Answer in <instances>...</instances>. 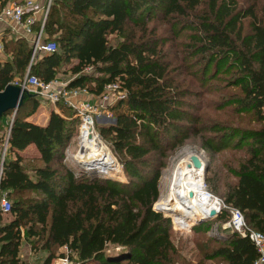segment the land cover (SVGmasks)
Returning <instances> with one entry per match:
<instances>
[{"label": "trees", "instance_id": "trees-1", "mask_svg": "<svg viewBox=\"0 0 264 264\" xmlns=\"http://www.w3.org/2000/svg\"><path fill=\"white\" fill-rule=\"evenodd\" d=\"M44 33L58 51L34 59L26 38H4L11 59L0 63V92L20 84L29 69L51 83L69 67L76 78L67 90L86 88L94 97L120 82L128 97L110 107L115 124L98 131L128 182L64 163L81 120L60 103L66 118L52 112L45 127L29 123L39 104L26 95L8 153L33 144L42 166L29 172L21 160L6 158L0 194L12 203L14 219L0 225V264H25V237L34 254L48 253L45 264L62 247L80 264H188L172 239L171 220L153 207L164 158L195 137L213 159L205 164L208 191L264 234V0H52ZM88 68L94 75L83 74ZM156 209L175 210L162 199ZM228 219L223 212L194 233H209ZM200 246L208 262L254 264L258 258L251 240L238 233Z\"/></svg>", "mask_w": 264, "mask_h": 264}, {"label": "built area", "instance_id": "built-area-1", "mask_svg": "<svg viewBox=\"0 0 264 264\" xmlns=\"http://www.w3.org/2000/svg\"><path fill=\"white\" fill-rule=\"evenodd\" d=\"M51 4L52 0H48L47 6L44 8L43 17L41 19L42 25L39 32H35L33 28V26L37 23L36 15L42 9L36 0L11 1L10 5L5 6L0 12V25L11 21L23 38L27 39L28 36L32 37L31 40H27L33 46V59L37 54L44 53L46 55H52L58 51V45L55 41L44 42V39L46 38L44 27ZM4 53L5 43L3 37L0 36V61L2 60ZM86 70L92 69L88 68ZM14 85L22 86L30 93L33 92L34 94L46 99L49 103L54 105H57L62 99L64 101H68L73 97L77 98L82 94H89L86 88H79L71 91L67 90V87L59 85L56 80L51 83H44L36 76L31 75L30 69L27 71L25 79L20 84L15 82ZM127 97V90L123 88L120 82H115L108 85L105 88L104 93L98 97L96 101H79L73 105V107L76 109L77 117L81 120L77 131L79 141L78 148L75 153L71 152L70 146L67 148L65 152L66 162L73 165H78L80 170H83L88 174L97 173L96 171L89 168V162H87L89 158L87 156H85L82 160H79L76 156L82 150V144L85 137L88 138L90 135L92 137L96 136L101 140L102 143H104L96 125V118L102 111L109 114V117L111 118L112 112L110 111V107L115 105V103L118 101L125 100ZM13 121L14 118L9 129L7 130L5 137L2 141H0V176L3 173L4 164L8 156L9 140L11 137ZM205 193L207 196H211L215 199L218 206V210H215L217 212V217L222 215L223 212L229 213V219L220 225L221 229L223 231L238 233L242 237L249 238L258 252V258L254 264H264V234L262 232L248 228L244 213L240 209L227 205L220 198L212 195L207 190V187L205 188ZM12 209V203L5 195L0 194V216L11 214ZM173 227L175 230L177 229V231L180 230L176 228L175 224ZM194 227L190 228L188 232H191ZM220 227L217 225L214 231L217 232ZM64 248L67 253L58 257L52 262V264H80L76 254L68 247Z\"/></svg>", "mask_w": 264, "mask_h": 264}, {"label": "rangeland", "instance_id": "rangeland-1", "mask_svg": "<svg viewBox=\"0 0 264 264\" xmlns=\"http://www.w3.org/2000/svg\"><path fill=\"white\" fill-rule=\"evenodd\" d=\"M239 1L241 2L242 0H239ZM114 40H115V38H112V41H114ZM69 69H70L69 67H65L63 70H60L59 74H61V75L59 76V78L67 80V79H69V77L70 78L73 77L71 75H68V76L63 75V74H67ZM88 71H90V72H88ZM83 74L94 75V70H85V72ZM37 103L40 106V103L39 102H37ZM72 110L75 111L74 108ZM13 114H15V113H13ZM13 114L10 115V118L12 116L14 117ZM111 114H112V117L110 118L109 114L102 111L100 113V115H98V117L96 118L97 128L101 127V126L108 127V126L114 125L115 124L114 113L112 112ZM13 117H12V119H13ZM74 117L78 118L77 112H76V115ZM78 141H79V138L77 136V131H76V134H75V136L72 139L71 144H70L71 152L75 153L77 151ZM103 141L109 148L111 147L110 144L108 143V141H106L105 139ZM200 144H201V141L198 137L190 138L185 143L178 145L177 148H175L174 150L167 153L166 158H164L165 168L162 170V175H161V178L159 181L160 196H159L157 203H159L161 199L163 201L166 200L165 195H167V185L169 182L166 179H167V177L168 178L170 177V173L180 163V161L182 159H185V157L188 156V153H191V154L193 153V154L198 155L204 164H207L208 161L213 160L212 158L210 159L206 155V152L202 149ZM110 150H111V153H112L115 160H113V159L110 160V158H108V152L106 151L105 148H103L102 153L104 156H102V157L105 158V163L101 162V165L99 167V164H100V162H99V164H98L99 169H98V167H97V169H93L94 171H96L98 173V174L97 173L94 174V176L99 177V178H103V179L118 181L121 183H127L128 177L123 172V167H122V164H121L119 158H117L116 154H114L112 152V148H110ZM32 162L33 161H25V164H24L29 172L30 171L32 172V169H35V168L42 166V163L39 161H36L35 163L34 162L32 163ZM64 163H67L68 165H71V166L78 168V169L80 168L78 165H75V164L73 165V164H70L66 161ZM91 168H93V167H91ZM205 187H207V186H205ZM31 196L32 197H39V195L37 193L31 194ZM164 202L175 210H169L166 212L160 211L159 209H156L157 203L154 205L153 210L162 214L165 218L170 219L171 223H172V227L175 224L176 228L180 229L177 231V229L175 230L173 227L174 231H172V239L177 246L180 243L179 246L183 247V251L181 250V252H182V255H184L186 257L188 264H198V262H201V261H203L204 264H219L218 261L208 262V261H205L203 259L204 254H205V250H202L203 248L200 246V244L205 242L210 237L221 238V237H223L224 233L229 232V231H222V230H218L217 232L214 231V229L218 225L217 223H215L213 225L214 226L213 230L211 229L212 231H209V233L207 232V233L197 235L194 233V230H192L191 232H188L190 228L200 225L198 223L201 219H199V221H195L194 218L190 214H188V210H187L188 208H186V206H181V205L177 206L174 203L169 202L168 200H166ZM13 219H14V216L12 214L11 215H5V216L2 215V216H0V225L1 224H3V225L8 224ZM207 219L208 218H206L205 220H207ZM209 221L211 222L212 220H208L206 222H209ZM211 223H213V221ZM23 246H24V249H23ZM197 246L199 247V249ZM25 249H27V250H25ZM30 250L32 251V241L25 237L23 240V244H22L21 260L25 261L26 254H29ZM66 253L67 252H66L64 247L58 249L55 252L54 261L58 257L65 255ZM47 256H48L47 252H40L39 254L35 253L36 262L38 264H45V259Z\"/></svg>", "mask_w": 264, "mask_h": 264}, {"label": "bare ground", "instance_id": "bare-ground-1", "mask_svg": "<svg viewBox=\"0 0 264 264\" xmlns=\"http://www.w3.org/2000/svg\"><path fill=\"white\" fill-rule=\"evenodd\" d=\"M103 148L108 152V158H110V160H115L111 150L102 143L99 138L96 136L92 137L91 135L88 136V138L85 137L82 150L76 157L82 160L87 156L89 158V160H87V162H89V168L91 170L97 169L99 162V167L101 162L105 163V158L102 157L104 156L102 153ZM195 155L196 154L188 153V156L182 159L170 173V177H167L166 180L169 182L165 198L177 206H186V208H188V214H190L195 221H199V219L202 221V219L205 220L209 218L212 210H218V206L215 199L211 196H207L205 193V169H197L194 166L192 157Z\"/></svg>", "mask_w": 264, "mask_h": 264}, {"label": "crops", "instance_id": "crops-1", "mask_svg": "<svg viewBox=\"0 0 264 264\" xmlns=\"http://www.w3.org/2000/svg\"><path fill=\"white\" fill-rule=\"evenodd\" d=\"M11 1H20V0H6L4 2V3L7 2L5 6H9ZM36 1L42 7V9L36 15L37 22H41V19L43 17L44 8L47 6L48 0H36ZM1 10H0V12H1ZM0 36H2L3 39L5 38V42L16 41L20 38H23V36H21L19 34L18 29H16V27L14 26V24L11 21L0 25ZM27 39L31 40L32 37L28 36ZM10 59H11L10 56L5 51V53L3 54V58L0 61V63H5ZM60 75L61 74L58 75V78L56 79V81L59 85H62L64 87H67L69 85V83L76 78V75H72L71 72H69V71L67 74H63L64 76H68V75L73 76L71 78L69 77V79H67V80L59 78ZM30 94L32 95L31 97H33L35 99V101L40 103V106L38 107L37 111L31 117L27 118L26 121L29 123H32L34 125L42 126V127H45L48 125V122H49V119H50L52 112H55L58 115H61L63 118H66L63 114V111L59 107L60 103L67 106V107L72 108L73 105L79 101H87V100L88 101H96L98 98V97H94L90 94H88V95L82 94L79 97H77V98L73 97V98L69 99L68 101H64L62 99L57 105H54V104L49 103L46 99H43L40 96L34 94L33 92H31ZM75 111H76V109H75ZM13 115L15 117L16 114H13ZM12 117L11 118H10V116L4 117L1 124H0V140L1 141H2L3 137H5L7 130L10 127V124L13 120ZM40 158H41V154L38 151L37 147L33 144L30 145L24 151H20V152H16V153H8V156H7V159H9V160H13V161L21 160V164L23 166H25L24 165L25 161H33L35 163L36 161H39ZM23 249H24V246H23ZM25 250H27V249H25ZM23 262L25 264H38L36 262L35 254L31 250H30L29 254H26L25 261H23Z\"/></svg>", "mask_w": 264, "mask_h": 264}, {"label": "water", "instance_id": "water-1", "mask_svg": "<svg viewBox=\"0 0 264 264\" xmlns=\"http://www.w3.org/2000/svg\"><path fill=\"white\" fill-rule=\"evenodd\" d=\"M30 95V92L22 86H16L11 84L4 91L0 92V118L4 116L8 111H13L15 114L23 105L25 96ZM116 122V121H115ZM192 162L197 169L204 170V164L199 156L192 157ZM217 218V212L212 210L207 220H202L198 224H202L208 220H214Z\"/></svg>", "mask_w": 264, "mask_h": 264}]
</instances>
